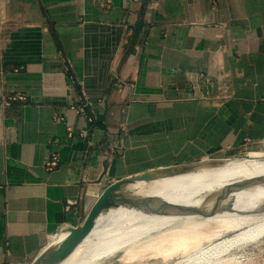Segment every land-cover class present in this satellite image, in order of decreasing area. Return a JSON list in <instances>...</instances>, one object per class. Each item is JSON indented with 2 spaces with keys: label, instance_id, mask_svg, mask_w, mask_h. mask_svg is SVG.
Wrapping results in <instances>:
<instances>
[{
  "label": "crops",
  "instance_id": "obj_1",
  "mask_svg": "<svg viewBox=\"0 0 264 264\" xmlns=\"http://www.w3.org/2000/svg\"><path fill=\"white\" fill-rule=\"evenodd\" d=\"M215 157L264 158V0H0V264Z\"/></svg>",
  "mask_w": 264,
  "mask_h": 264
},
{
  "label": "bare ground",
  "instance_id": "obj_2",
  "mask_svg": "<svg viewBox=\"0 0 264 264\" xmlns=\"http://www.w3.org/2000/svg\"><path fill=\"white\" fill-rule=\"evenodd\" d=\"M263 180L264 161H238L112 191L104 200L107 215L98 219L95 229L72 255L57 264L131 261L154 256V251L165 259L183 255L172 264H207L236 247L264 238V184L254 187ZM231 203L234 209L223 212L176 210ZM232 232L235 234L227 236Z\"/></svg>",
  "mask_w": 264,
  "mask_h": 264
},
{
  "label": "water",
  "instance_id": "obj_3",
  "mask_svg": "<svg viewBox=\"0 0 264 264\" xmlns=\"http://www.w3.org/2000/svg\"><path fill=\"white\" fill-rule=\"evenodd\" d=\"M182 172H189L186 170H173V171H163L157 173H149L143 174L140 176H136L129 179L120 180L118 182L113 183L111 186L106 188L103 194L99 197V199L94 204L92 210L89 215L85 219V221L77 227H72L66 229L62 236L50 245L42 254H40L32 264H57L58 262L66 259L83 243V241L92 233L97 225V221L101 216L107 215V210L105 208L104 200L112 191H126L128 189L133 188L136 182L143 181H153L160 177L169 176L171 174H178ZM264 184V180L257 183L254 187L262 186ZM149 202L155 204L156 206L162 209H168L165 205L156 202L153 198H148ZM235 207L234 203L224 204L220 206H215L213 208H194V207H184L183 209L178 208L179 212H193V211H203L209 213L215 212H223L228 210H233Z\"/></svg>",
  "mask_w": 264,
  "mask_h": 264
},
{
  "label": "rangeland",
  "instance_id": "obj_4",
  "mask_svg": "<svg viewBox=\"0 0 264 264\" xmlns=\"http://www.w3.org/2000/svg\"><path fill=\"white\" fill-rule=\"evenodd\" d=\"M238 161H256L263 162L264 158L249 157V158H233V157H215L206 159L192 167H188L186 171H193L201 168L212 167L214 165L220 166L230 164ZM234 232L227 234L231 236ZM209 243H204L203 246H207ZM151 253V252H150ZM158 252L154 251V256L151 255L147 258H138L134 260L119 261L117 259L110 260L107 264H172L183 258V255H177L174 258L165 259L157 256ZM156 255V257H155ZM207 264H264V238L259 239L256 242H252L246 245L236 247L225 254H222L218 258L211 259Z\"/></svg>",
  "mask_w": 264,
  "mask_h": 264
},
{
  "label": "built area",
  "instance_id": "obj_5",
  "mask_svg": "<svg viewBox=\"0 0 264 264\" xmlns=\"http://www.w3.org/2000/svg\"><path fill=\"white\" fill-rule=\"evenodd\" d=\"M19 100L24 101L26 99V97L24 95H21L18 97ZM86 103L84 104L83 108L86 107ZM83 108H81L80 110H82ZM72 130H70V134H72ZM59 162V156L56 153H53L51 158L49 159V161L47 162V170L52 171L54 170Z\"/></svg>",
  "mask_w": 264,
  "mask_h": 264
}]
</instances>
